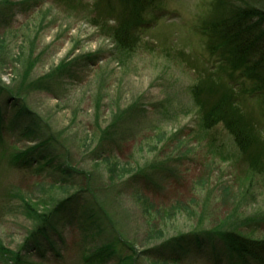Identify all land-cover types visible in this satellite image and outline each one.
<instances>
[{
	"label": "rangeland",
	"instance_id": "1",
	"mask_svg": "<svg viewBox=\"0 0 264 264\" xmlns=\"http://www.w3.org/2000/svg\"><path fill=\"white\" fill-rule=\"evenodd\" d=\"M155 3L128 49L93 0H0V264H171L150 251L183 246L180 264H246L225 234L264 240V175L195 94L223 101L239 76L208 46L222 11Z\"/></svg>",
	"mask_w": 264,
	"mask_h": 264
},
{
	"label": "trees",
	"instance_id": "2",
	"mask_svg": "<svg viewBox=\"0 0 264 264\" xmlns=\"http://www.w3.org/2000/svg\"><path fill=\"white\" fill-rule=\"evenodd\" d=\"M156 1L116 0L115 3L114 0H93V4L101 10L100 13L106 20L115 21L114 41L130 49L140 38L139 36L143 35L142 28L138 26V23H134V20H138L140 15L153 5L156 8ZM214 9L218 13L222 11V14H219L220 21L214 25L215 29L221 31L222 37L221 40L215 42L213 34H211L209 49L216 57L221 55L222 67L232 68L239 76L232 79V75L230 77L228 75V79H230L228 82L233 84L232 89L229 88L230 92L226 93L224 102L218 99L212 103L214 100L211 102V98L216 92L212 89L201 90L199 85L196 86V98L199 99L200 106L203 107V125L211 130L217 122H223L240 153L243 154L242 156L248 157L249 162L252 163L250 165L255 171L264 175V147H260L255 141L257 134L260 135L261 129L264 128L252 116H250L251 119L248 118V110L244 106L245 103L251 104V102L261 103L264 106V0H214ZM202 30L203 32L208 31L203 27ZM210 75L214 76L215 71L212 70ZM223 78L226 76L223 75ZM207 79L208 82H212L210 76H207ZM202 84L204 81L200 82V85ZM225 85L228 84L225 83ZM207 94H209L208 97H206ZM226 104L227 106H225ZM230 111H240L244 114V118L232 117ZM255 147L256 149H254ZM69 168L67 174L71 173V169H73L70 165ZM81 191L87 192L86 189ZM162 192L159 190L157 195ZM65 202V200L60 202L57 212L64 209ZM39 218L42 222L46 216L40 215ZM118 236L119 241H122V233L118 232ZM224 240L230 253L235 257L238 256L246 264H264V240L251 239L236 232H228L225 234ZM181 248L180 250L171 249L168 252L152 249L150 251L151 258L171 264H180L185 258H190L192 254L190 246ZM106 251L110 250L102 252ZM16 256L17 263L15 264H22L23 261L19 259L20 255L16 254ZM212 256L209 257L212 259L211 264L222 263L221 256L213 254ZM126 260H129V257ZM131 260L133 264H136V257H132Z\"/></svg>",
	"mask_w": 264,
	"mask_h": 264
}]
</instances>
